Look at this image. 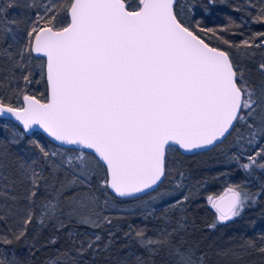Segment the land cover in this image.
Listing matches in <instances>:
<instances>
[{
  "label": "snow or ice",
  "instance_id": "1",
  "mask_svg": "<svg viewBox=\"0 0 264 264\" xmlns=\"http://www.w3.org/2000/svg\"><path fill=\"white\" fill-rule=\"evenodd\" d=\"M260 3L255 19L264 22V0ZM175 4L176 0H138L133 7L127 0H54L35 12L24 30H14L17 21L5 15L13 3L0 5V33L7 41L3 55L12 62L13 78L19 69L25 87L31 84L27 69L36 58L48 85L43 101L26 94L25 88L11 89L22 97L20 106L6 104L0 96V118L19 122L24 133L38 136L42 132L62 145L92 150L87 154L105 167L101 187L119 197L158 190L167 178L170 153L215 145L241 122L252 130L248 142L255 151L240 166L245 171L253 166L264 169V163L257 162V157L264 160V147L258 146L264 139L256 140L264 137V91L248 82L227 51L211 46L208 37L198 34L216 36L213 29L187 23L174 10ZM255 36L264 38V32ZM216 38L231 46L227 39ZM242 43L252 47L250 40ZM261 46L264 39L256 45ZM259 68L264 71V63ZM31 142L45 163L52 165L51 157L57 153L39 141ZM67 162L72 163L71 157ZM77 167L82 169L83 162ZM43 172L39 158L22 171L31 185L30 202L46 179ZM80 177L82 183L91 179L83 171ZM188 198L185 195L183 200ZM208 199L218 222L224 223L239 217L251 197L230 186L219 197ZM58 210V204L49 201L42 214L55 217ZM31 220L29 211L20 230L12 234L15 241L26 236ZM79 222L102 226L99 216L96 220L81 216ZM102 222L111 225L112 220L104 216ZM135 234L145 245L165 243L147 238L143 230ZM100 239L95 236V241ZM14 240L0 237V244ZM177 257V264H192L191 255L177 250ZM0 264H4L2 254Z\"/></svg>",
  "mask_w": 264,
  "mask_h": 264
},
{
  "label": "trees",
  "instance_id": "2",
  "mask_svg": "<svg viewBox=\"0 0 264 264\" xmlns=\"http://www.w3.org/2000/svg\"><path fill=\"white\" fill-rule=\"evenodd\" d=\"M25 1L27 0H0V5L6 6L8 2H12L13 6L7 8L11 13L16 6L25 3ZM198 1V8L189 24L199 23L201 28L213 29L216 36L209 32L198 34L202 37H208L209 39L206 42H209L210 45L226 50L234 65L243 70L245 78L258 91L263 82L262 71L259 68L260 62L251 61L242 68L238 65L234 54L227 50L226 46L216 37H223L230 44L241 41V37L254 39V32H264V22L254 21L251 25H248L243 20L241 21L240 17L242 14L244 15L243 6L241 5L244 2L242 0H228V4L222 6L219 0ZM30 2L35 3L37 1L30 0ZM127 2L136 7L138 0H127ZM175 10L182 18L179 0H176ZM6 47L7 41L0 34V82H3L0 86V96L4 97L6 104L10 103L14 107L20 106L22 97H17L11 89L25 88L26 94L35 95L43 101L48 94V85L46 78H42L41 68L38 69L40 60L34 58L29 64L27 71L31 72L29 79L32 83L25 87L24 81L19 79L21 76L19 69L15 70V79L13 78L12 62L3 55ZM12 51L15 55V50ZM238 128L239 125L237 130L233 131L223 143L209 151L193 155H185L181 151L170 153L167 158V178L158 188V190L165 188L169 180L178 175L181 170L188 172L194 181L205 183L206 187L201 190L198 201L192 204L190 210H188L192 225L186 230L185 237L178 240V237L174 236L176 246H179L181 241L186 240L197 251L198 257L203 258L204 264H264V252L260 251L264 247V238L262 237L264 232L261 231L264 229L263 191L256 185L254 187L250 186L248 191L242 190V193H248L251 197L247 201L248 206L244 208L239 217L224 223L218 222V214L212 208V202L208 200L211 195L215 199L224 193L223 190L226 187L224 181L218 175L224 170L223 164H228L231 161V158H228L227 155L231 153L232 156V152L236 149L231 146L229 151L220 152L219 148L221 146L228 148ZM32 137L33 135L28 136L24 133L23 129L15 122L0 118V167L3 168L0 171V181L6 186L5 196H0V237L14 240L12 234L20 230L27 213L29 211L35 213L32 216L31 223L26 226L27 234L24 238L19 241L14 240L12 244H0V254L4 257V264H12L13 260H15V264H46L51 259L68 252L72 248L71 241L65 235H61L56 231L52 232L50 228H41L33 232L35 230L33 226H36L37 223L36 208L41 193L38 191L37 196L33 197L32 202H30L27 196L31 185L22 175L23 169L28 167L32 160L37 159L35 150L30 148V146L35 145L31 142ZM39 142L44 147L49 145L59 147L42 133L39 135ZM67 150L75 151L74 149ZM232 161L234 164L231 165L233 167L231 171L236 176H243L248 181H252L253 184L257 183L259 179H264V169L253 166L252 169L245 171L240 166L248 163L246 156H239L238 161ZM41 162L43 163V159ZM257 162L263 163L258 157ZM101 165L103 172L99 176H95L93 183L95 187L106 174L104 165ZM158 190L132 199H121L112 195L116 201L125 203L145 198ZM129 217L131 221L129 223L133 224L135 233L137 230L145 232L149 229L148 221L132 219L131 214ZM212 224L216 226L214 228L210 227ZM53 239H55V243H51ZM126 250L127 248L121 246V242L116 239L107 250H101L95 258L89 256V259L93 264H120L124 258L118 256L116 259V253H125ZM166 257L164 250H159L156 253L148 252L145 253L142 264H170L171 261L167 260ZM136 262V258L133 257L128 264H136Z\"/></svg>",
  "mask_w": 264,
  "mask_h": 264
},
{
  "label": "rangeland",
  "instance_id": "3",
  "mask_svg": "<svg viewBox=\"0 0 264 264\" xmlns=\"http://www.w3.org/2000/svg\"><path fill=\"white\" fill-rule=\"evenodd\" d=\"M36 1L32 3L27 0L23 4L20 3L22 6H16L12 12L10 11L11 13H9V10L6 11L5 15L8 19L17 21V24L13 26L14 30H24L36 11L42 12L46 5H51L54 2V0ZM219 1L221 6L228 4V0ZM242 1L244 2L241 3L244 15H241V21L243 20L248 25H251L254 21L259 22L255 19V16L258 15L261 7L260 0ZM198 5V0H179L181 16L187 23L193 20ZM252 5H255V7ZM7 13L9 14L7 15ZM256 33L258 32L253 33L254 39L241 37V41L233 42L230 44L231 46L223 44L220 40L226 46V49L234 54L238 65L242 68L251 61H258L260 62L259 65L264 63V46L256 47L264 38L256 37ZM0 34L4 38L5 34ZM246 39L251 41L252 47H247L242 43ZM262 76L263 82L258 91H264V71H262ZM257 119H259V116ZM251 132L252 130L241 122L228 148L225 146L219 148L220 152L229 151L231 146L236 149L232 152L233 157L231 153L227 155L228 158H231V161L228 164H223L224 170L218 175L224 181L226 187L223 190L224 192L230 186L236 187L238 191H248L250 186L254 187L256 185L264 193V179H259L257 183L253 184L252 181H248L243 176H236L231 171L234 164L232 160L238 161L234 157H247L255 151V147L248 142L252 139ZM31 139L32 141H39V135L33 136ZM262 139H264L262 136L256 137L257 141ZM258 146L264 147V144ZM30 148L35 150L34 152L39 158V164H44L42 165L44 168L43 175L46 178L39 189L41 195L37 203V223L36 226H33V229H35L33 232L41 228H50L52 232L56 231L61 235H65L72 244V248L68 252L51 259L46 264H93L89 256L95 258L99 251L107 250L116 239L121 242V246L127 248L125 253H116V259L118 256L124 258L120 264H128L133 257L136 258V264H142L145 253H156L159 250L165 251L166 259L171 261L170 264H177V250L191 255L192 264H204L203 258L198 257L197 251L186 240L181 241L179 246H176L174 236L178 237V240L185 237L186 230L192 225L188 210H190L192 204L198 201L201 190L206 187L205 183L194 181L188 172L181 170L178 175L169 180L165 188L145 198L120 203L115 200L106 187H101V181L97 187L94 186L95 176H99L103 172L101 163L94 156L79 150L68 151L66 148L49 145L45 149L57 153L55 157H51L52 165H49L45 163L36 145L30 146ZM69 157L72 160L71 164L67 162ZM42 159L43 163L41 162ZM260 161L264 163V160L260 159ZM81 162L84 165L82 169L77 167ZM55 165H59V167L53 171ZM1 170H3L2 167H0ZM81 171L91 176V179L86 183L81 182L83 177L77 178ZM74 173L77 175H74ZM5 190L6 186L0 181V196H5ZM185 195L189 197L187 201L183 200ZM209 197H212V195ZM49 201L58 204L59 210L55 217L42 214L44 205ZM177 201H181V203H177ZM31 213L34 216L35 213L33 211ZM130 214L132 219L148 221L149 229L144 232L147 238L164 240L165 243L158 245L143 244L141 238L136 236L133 224L129 223L131 222L129 220ZM81 216L91 217L92 220H96L99 216L102 226L90 227L81 224L79 222ZM104 216L112 220L111 225L102 222ZM41 220L43 223H41ZM261 231L264 232V229ZM96 235L101 237L99 241H95ZM262 237L264 238V235ZM92 242H94L93 247L88 248V243Z\"/></svg>",
  "mask_w": 264,
  "mask_h": 264
},
{
  "label": "water",
  "instance_id": "4",
  "mask_svg": "<svg viewBox=\"0 0 264 264\" xmlns=\"http://www.w3.org/2000/svg\"><path fill=\"white\" fill-rule=\"evenodd\" d=\"M174 10H175V5H174ZM176 11V10H175ZM212 46V45H211ZM214 47V46H213ZM220 49V48H219ZM223 50V49H221ZM225 51V50H224ZM230 56V55H229ZM231 58V57H230ZM232 60V59H231ZM37 98V97H36ZM38 99V98H37ZM1 119H6V118H1ZM13 122H15L16 124H18L21 128L22 126L19 124V122L17 121H14L12 120ZM23 129V128H22ZM37 132H40L39 129H37ZM42 133V132H40ZM28 136H31L32 134L31 133H26ZM43 134V133H42ZM46 138H48V140H50L52 143L56 144L57 146L59 147H62V148H66V149H74V150H79V151H83V152H87V153H91L92 150H83V149H80L79 146H70V145H62L60 144V142L58 141H54L52 140L51 138H49L46 134H43ZM228 137V136H227ZM226 139H223L222 141H217V143L215 145H211V146H208L207 148H204V149H199V150H193L191 152H186L184 150H180L183 154L185 155H193V154H197V153H202V152H205V151H209L211 149H213L214 147L218 146L219 144L223 143ZM102 164V163H101ZM166 174H167V159H166ZM165 180V179H164ZM164 182V181H163ZM161 185L158 186V188L160 187ZM109 191L116 197L118 198H121V199H132V198H138V197H142L146 194H149L151 192H154L155 190H146L144 193H138L136 194L135 196H132V197H119L118 195L114 194L113 191L111 189H109Z\"/></svg>",
  "mask_w": 264,
  "mask_h": 264
}]
</instances>
